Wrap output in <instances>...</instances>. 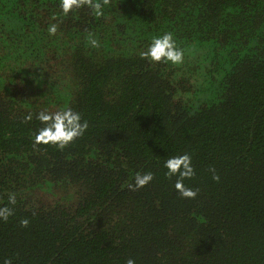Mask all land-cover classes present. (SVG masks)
<instances>
[{
  "label": "trees",
  "instance_id": "trees-1",
  "mask_svg": "<svg viewBox=\"0 0 264 264\" xmlns=\"http://www.w3.org/2000/svg\"><path fill=\"white\" fill-rule=\"evenodd\" d=\"M92 3L0 0V264H264V0ZM164 32L182 63L141 58ZM65 108L83 135L34 143Z\"/></svg>",
  "mask_w": 264,
  "mask_h": 264
},
{
  "label": "clouds",
  "instance_id": "clouds-1",
  "mask_svg": "<svg viewBox=\"0 0 264 264\" xmlns=\"http://www.w3.org/2000/svg\"><path fill=\"white\" fill-rule=\"evenodd\" d=\"M84 4H88L96 15L100 14V5L93 4L92 0H60L59 7L64 15H67L74 7L79 8ZM57 26L53 24L48 28L49 35L56 33ZM143 59L150 63H168L177 65L183 62L184 52L177 47L176 41L171 32H164L151 39L146 49L140 52ZM26 119H32L31 114ZM36 119L43 125L36 134L34 143L36 144H52L59 149H63L76 138L83 135L88 127L87 121H82L81 114L73 111L71 108H65L55 112L40 111L36 114ZM164 168L167 170L165 175L168 177L176 176L174 184L175 189L182 197L195 198L197 190L188 188L184 185L185 178L192 177L194 169L191 165V157L184 153L178 156H173L164 161ZM213 180H219V176L213 174ZM153 179V173L148 171L139 173L134 177V184L130 185L133 189L141 188ZM17 203L16 193L8 194V204L15 206ZM14 215V207L0 208V220L7 221L10 216ZM21 227H27L29 224L28 218H23L19 221ZM2 264H13L12 259H5ZM126 264H135L133 259H128Z\"/></svg>",
  "mask_w": 264,
  "mask_h": 264
}]
</instances>
